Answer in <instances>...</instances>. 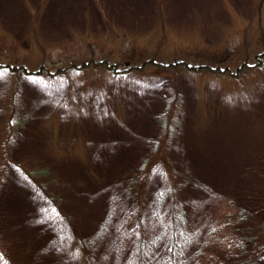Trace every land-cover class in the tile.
Wrapping results in <instances>:
<instances>
[{
	"label": "rangeland",
	"instance_id": "obj_1",
	"mask_svg": "<svg viewBox=\"0 0 264 264\" xmlns=\"http://www.w3.org/2000/svg\"><path fill=\"white\" fill-rule=\"evenodd\" d=\"M0 72V264H264V0H0Z\"/></svg>",
	"mask_w": 264,
	"mask_h": 264
},
{
	"label": "trees",
	"instance_id": "obj_2",
	"mask_svg": "<svg viewBox=\"0 0 264 264\" xmlns=\"http://www.w3.org/2000/svg\"><path fill=\"white\" fill-rule=\"evenodd\" d=\"M184 63L177 62L175 65H170L168 67L166 66L165 68L175 69L173 67H175V66H177V67L178 66H184V65L189 64V63H186V64H184ZM148 65L151 66V67H155V68L157 66H160V65H157V63H155L153 61H149V63H145V67L148 68L149 67ZM103 66L106 67V68H109V70L113 71L114 73H116V71L118 72L117 65L112 67V68H110L111 67V63L110 62L106 63L105 61H103ZM189 66L191 67L190 64H189ZM124 68H125V70L133 69V67H127L126 65H125ZM198 68L199 67H196V69H198ZM202 68H205V67H202ZM16 123L19 124L20 121H18ZM12 124H14V123H12ZM172 131L173 130L171 128L169 130V136L171 135ZM175 136L178 137V135H175ZM7 142H8V136H6V134H4V135L0 134V147H2L1 145L3 143H7ZM164 145L167 146L168 145V141H167V143L164 142ZM3 153H4V156L0 157V160L3 159V157H5V155L8 152L5 153L4 150H3ZM0 156H1V150H0ZM148 165H149V161L143 162L142 166L140 167V170H138L139 172H137L136 175H133L131 178H129L127 180V182L124 183V185L128 186V189L130 190V192H132L134 194V196L136 197V207L142 209L141 213L142 212H147L143 208L144 194H142V193H143V190H145V188H146V186H147V184L149 182V176H147V172H148L147 171V167H148ZM167 168H168L169 173L174 175L176 178L178 177V173H177V171L175 169H173V167H171L169 165V166H167ZM38 170L41 172L39 167H38ZM45 172H50V171L46 170ZM45 172H42V173H45ZM180 176H182V175H180ZM137 208H136V210H137ZM171 209H172V217L175 220V226L171 227V233H170V236L172 237V239H171L172 240L171 249H172V251L182 250V249L185 248L184 245L188 244L191 241L190 239H188L186 213H185V210H184L185 208H184L182 203L177 204L176 201H175V198H174ZM154 212H152V214ZM238 218H239L241 223L245 224V222L247 221V219L244 220L245 219V214L244 213L243 214L240 213L238 215ZM246 228H247V231L246 230H239L240 234L242 235V238H240V239L244 240L245 245H246L245 250L242 248L243 252L244 253H250V252L256 250L259 247L257 245L260 244L262 242L261 239L264 238V224L262 225V229H257L256 231H254L255 228L252 227V226L246 227ZM185 237H187V238H185ZM149 242H150V240H147L146 238L144 239V243L147 246H148V244H150ZM79 244H81V243H79ZM236 244H239V243H236ZM256 252L257 251H255L254 253H256ZM251 255H253V253ZM8 260L10 261L12 259L9 257ZM145 260H146V256L144 255V256H142L140 258L139 262L140 263H142V262L144 263ZM244 260H246V259H244ZM10 262H9V264H14V263H12V262L10 263ZM219 263H221L220 258H219Z\"/></svg>",
	"mask_w": 264,
	"mask_h": 264
},
{
	"label": "snow or ice",
	"instance_id": "obj_3",
	"mask_svg": "<svg viewBox=\"0 0 264 264\" xmlns=\"http://www.w3.org/2000/svg\"><path fill=\"white\" fill-rule=\"evenodd\" d=\"M3 75H4V73H3V72H0V78H2V77H3Z\"/></svg>",
	"mask_w": 264,
	"mask_h": 264
}]
</instances>
